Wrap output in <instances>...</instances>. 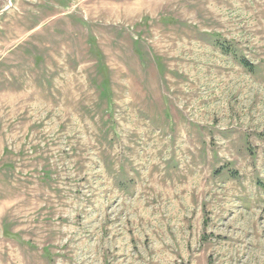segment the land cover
<instances>
[{"label": "rangeland", "instance_id": "rangeland-1", "mask_svg": "<svg viewBox=\"0 0 264 264\" xmlns=\"http://www.w3.org/2000/svg\"><path fill=\"white\" fill-rule=\"evenodd\" d=\"M0 264H264V0H0Z\"/></svg>", "mask_w": 264, "mask_h": 264}]
</instances>
